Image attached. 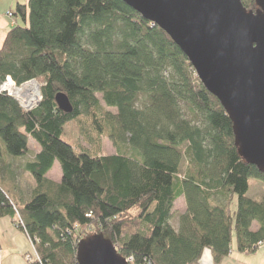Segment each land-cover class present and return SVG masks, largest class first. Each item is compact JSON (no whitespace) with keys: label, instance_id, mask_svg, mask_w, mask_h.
I'll return each mask as SVG.
<instances>
[{"label":"trees","instance_id":"trees-1","mask_svg":"<svg viewBox=\"0 0 264 264\" xmlns=\"http://www.w3.org/2000/svg\"><path fill=\"white\" fill-rule=\"evenodd\" d=\"M14 16L0 85L34 80L41 99L25 111L0 93V217L22 220L40 258L29 264H77L78 241L99 234L131 264H202L206 249L221 264L232 236L241 253L264 243V196H246L264 172L238 154L226 111L163 30L121 0H29ZM28 138L39 149L22 164L34 182L24 198L3 155L24 156ZM55 161L59 182L46 178Z\"/></svg>","mask_w":264,"mask_h":264},{"label":"water","instance_id":"water-1","mask_svg":"<svg viewBox=\"0 0 264 264\" xmlns=\"http://www.w3.org/2000/svg\"><path fill=\"white\" fill-rule=\"evenodd\" d=\"M163 30L182 51L204 88L232 121L246 163L264 172V0H121ZM57 107L70 113L67 96ZM77 264H128L102 234L76 245Z\"/></svg>","mask_w":264,"mask_h":264},{"label":"crops","instance_id":"crops-1","mask_svg":"<svg viewBox=\"0 0 264 264\" xmlns=\"http://www.w3.org/2000/svg\"><path fill=\"white\" fill-rule=\"evenodd\" d=\"M28 1L29 0H0V47L8 30L14 27L19 21V19L14 16L17 5L27 6ZM6 12H12L13 16L11 18L6 16ZM9 160L16 159L10 157L4 158V161L8 163ZM53 167L54 166L46 173V178L59 182L61 174H58L56 178L49 176ZM12 171L15 172L14 167H12ZM175 228H177V225ZM29 251H31V244L27 236L14 226L13 220L10 217H0V264H26L25 255L28 254ZM205 253L210 254V251L206 249L204 255ZM251 256V253L238 252L235 239L233 240L232 238L231 253L221 264H264V262H261V260L264 261L262 255H257L255 259ZM209 264H212L211 261Z\"/></svg>","mask_w":264,"mask_h":264},{"label":"rangeland","instance_id":"rangeland-1","mask_svg":"<svg viewBox=\"0 0 264 264\" xmlns=\"http://www.w3.org/2000/svg\"><path fill=\"white\" fill-rule=\"evenodd\" d=\"M249 10H251V9H249ZM10 13L12 14V12H10ZM6 16H8L7 12H6ZM12 16H8V17L11 18ZM12 25H14V24H12ZM33 83H35V82H33ZM35 84L38 87L39 95H38V98L36 100H33L30 105L27 104V103H24L23 101L18 99V97H17V95L15 93H12L13 97H15V99L18 101V103L21 105V107L25 111H28V110L32 109L33 106L36 104L35 102H37L38 100L40 101V99H41V96H40V84H38V82H36ZM65 140L68 141V139H65ZM102 144H103V152L104 153L110 154V153L114 152V148L112 146V143L108 139L103 138ZM27 147H28L27 152L25 153L24 156H22L19 159H17L16 157H10V156H7V155H3L4 158L5 157H10L12 159H16V160H9V165H10L11 168L14 167V171L16 173L15 184L18 187V191H19L20 195L22 197H24V198H27L29 196V193H30V191H31V189H32V187L34 185V182H33V179L31 177V175L28 172L23 170L22 164L26 160L30 159L33 156V154L39 149L37 144L31 138H28V140H27ZM3 149H4V147H3ZM53 166H54L53 170H52V172L50 173L49 176L53 177V178H56V177H58V174H60V168H59L58 162L55 161ZM248 186H249V188H248V192H247L246 196L251 198V199H253V200H255V201H261L262 197L264 196V185H263V183L260 180H257V179H249ZM229 203H230V210L234 211L236 209V206H237V197H236V195L232 196V198H231ZM184 211H185V202H184L183 197H180V198H178V200L174 204V208L172 210V216H171V219H170V223L174 227L177 225L178 216L180 214H182ZM20 220H21L20 217L16 215L15 223H14V226L16 228H17V225H19L18 222ZM232 238H233V240L235 239L234 236H232ZM28 240L30 242L29 238H28ZM115 248H116V246H115ZM31 250L36 252L35 247L33 245H31ZM29 253H30V251H29ZM36 254H37V252H36ZM259 254L262 255L263 258H264V243H261V244H259L257 246V250L254 253H251V255H252L251 257H253L255 259V257H257V255H259ZM37 256L39 258L38 254H37ZM260 259H261V256H260ZM126 260L128 261V264H131V260L130 259H126ZM37 261L38 260L33 261V262H37ZM210 261H211L212 264H214L211 254H206L205 253V255H204V253H203V255L201 257V263L202 264H209ZM33 262H31V263H33ZM261 262H264V261L261 260Z\"/></svg>","mask_w":264,"mask_h":264},{"label":"built area","instance_id":"built-area-1","mask_svg":"<svg viewBox=\"0 0 264 264\" xmlns=\"http://www.w3.org/2000/svg\"><path fill=\"white\" fill-rule=\"evenodd\" d=\"M7 15H8V16H12V14H11L10 12H7ZM33 82L36 83V81L31 80V81H28V82L23 83V84L20 85V86H17V85L15 84V82H14L11 78L7 77L6 80H5V82H4L2 85H0V93L6 94V95H8V96H12V97H13V94H12V93H15V94L17 95L18 99H20L21 101H23V100L18 96L17 93H18V92H21V91L24 89V87H25L26 85H28V84H30V83H33ZM35 83H33V84L36 86ZM7 84H11V85L13 86L14 89H13L12 91H11V90H7L6 87H5ZM16 88H17V89H16ZM19 88H20V89H19ZM37 89H38V87H37ZM38 95H39V91H38V93H37V98H38ZM14 98H15V97H14ZM37 98H36V99H37ZM36 99H35V100H36ZM38 102H39V100H38L37 102H35V103L37 104ZM31 103H32V102H31ZM31 103H30V104H31ZM30 104H29V105H30ZM36 104H35L33 107H35ZM18 224H19L21 227H24V226H23V223H22L21 220L18 222ZM30 244L33 245L32 242H31V240H30ZM36 260H38L37 262H40V258H38L36 252H34L33 250H31L30 253H28V254L25 255V262H26V264H29V263H31V262H33V261H36Z\"/></svg>","mask_w":264,"mask_h":264},{"label":"bare ground","instance_id":"bare-ground-1","mask_svg":"<svg viewBox=\"0 0 264 264\" xmlns=\"http://www.w3.org/2000/svg\"><path fill=\"white\" fill-rule=\"evenodd\" d=\"M10 88L8 90H13ZM38 89L33 83H30L24 87L21 92H18V96L23 100L24 103L30 104L33 100L37 98Z\"/></svg>","mask_w":264,"mask_h":264}]
</instances>
